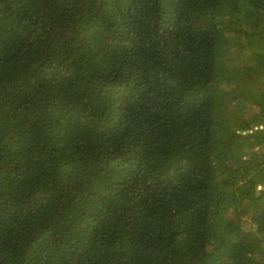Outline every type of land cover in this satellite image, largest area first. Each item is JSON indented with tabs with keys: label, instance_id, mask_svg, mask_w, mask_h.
<instances>
[{
	"label": "trees",
	"instance_id": "obj_1",
	"mask_svg": "<svg viewBox=\"0 0 264 264\" xmlns=\"http://www.w3.org/2000/svg\"><path fill=\"white\" fill-rule=\"evenodd\" d=\"M258 185L264 0H0V264H264Z\"/></svg>",
	"mask_w": 264,
	"mask_h": 264
},
{
	"label": "rangeland",
	"instance_id": "obj_2",
	"mask_svg": "<svg viewBox=\"0 0 264 264\" xmlns=\"http://www.w3.org/2000/svg\"><path fill=\"white\" fill-rule=\"evenodd\" d=\"M245 105H246L245 108H247V109L243 112V115H244V116H249V115H250V106H249L248 104H245ZM261 186H264V185H258V186L256 187V191H259L260 188H261ZM255 193H256V192H255Z\"/></svg>",
	"mask_w": 264,
	"mask_h": 264
},
{
	"label": "water",
	"instance_id": "obj_3",
	"mask_svg": "<svg viewBox=\"0 0 264 264\" xmlns=\"http://www.w3.org/2000/svg\"><path fill=\"white\" fill-rule=\"evenodd\" d=\"M259 191L256 192V194L258 195Z\"/></svg>",
	"mask_w": 264,
	"mask_h": 264
},
{
	"label": "clouds",
	"instance_id": "obj_4",
	"mask_svg": "<svg viewBox=\"0 0 264 264\" xmlns=\"http://www.w3.org/2000/svg\"><path fill=\"white\" fill-rule=\"evenodd\" d=\"M260 127H263V126H260Z\"/></svg>",
	"mask_w": 264,
	"mask_h": 264
}]
</instances>
